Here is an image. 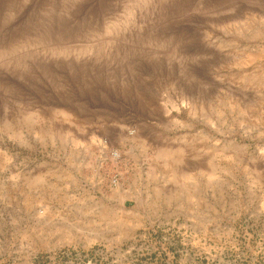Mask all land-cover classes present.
I'll list each match as a JSON object with an SVG mask.
<instances>
[{"label": "rangeland", "instance_id": "374dc122", "mask_svg": "<svg viewBox=\"0 0 264 264\" xmlns=\"http://www.w3.org/2000/svg\"><path fill=\"white\" fill-rule=\"evenodd\" d=\"M0 264H264V0H0Z\"/></svg>", "mask_w": 264, "mask_h": 264}]
</instances>
